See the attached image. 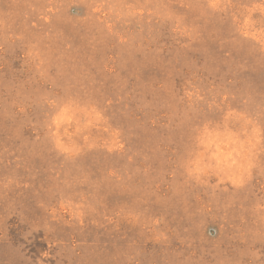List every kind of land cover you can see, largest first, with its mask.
I'll use <instances>...</instances> for the list:
<instances>
[{"label":"rangeland","instance_id":"1","mask_svg":"<svg viewBox=\"0 0 264 264\" xmlns=\"http://www.w3.org/2000/svg\"><path fill=\"white\" fill-rule=\"evenodd\" d=\"M0 264H264V0H0Z\"/></svg>","mask_w":264,"mask_h":264}]
</instances>
